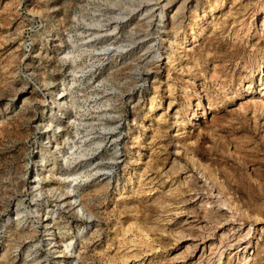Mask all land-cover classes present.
I'll list each match as a JSON object with an SVG mask.
<instances>
[{
	"label": "rangeland",
	"instance_id": "1",
	"mask_svg": "<svg viewBox=\"0 0 264 264\" xmlns=\"http://www.w3.org/2000/svg\"><path fill=\"white\" fill-rule=\"evenodd\" d=\"M260 162L264 0H0V264H264Z\"/></svg>",
	"mask_w": 264,
	"mask_h": 264
},
{
	"label": "bare ground",
	"instance_id": "2",
	"mask_svg": "<svg viewBox=\"0 0 264 264\" xmlns=\"http://www.w3.org/2000/svg\"><path fill=\"white\" fill-rule=\"evenodd\" d=\"M170 1L171 0H168V2ZM62 160L64 162L68 161V159L65 156H63ZM260 165L264 166V163L260 162ZM232 176L235 177V180L232 181L233 182V184L231 185L232 189L236 190L237 192H240L241 194H244V191L246 190L247 196L252 201L259 200L261 198L264 199V176H262V178L260 179V184L258 186H254L245 180H240L237 177L235 171L233 172Z\"/></svg>",
	"mask_w": 264,
	"mask_h": 264
},
{
	"label": "built area",
	"instance_id": "3",
	"mask_svg": "<svg viewBox=\"0 0 264 264\" xmlns=\"http://www.w3.org/2000/svg\"><path fill=\"white\" fill-rule=\"evenodd\" d=\"M26 45H27V43L25 42V43H24V46H23V47H24V49H25V46H26Z\"/></svg>",
	"mask_w": 264,
	"mask_h": 264
}]
</instances>
